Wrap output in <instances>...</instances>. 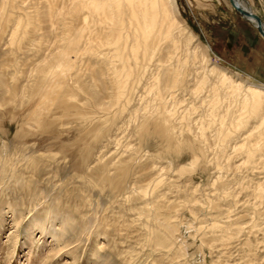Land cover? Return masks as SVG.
<instances>
[{
	"label": "rangeland",
	"instance_id": "rangeland-1",
	"mask_svg": "<svg viewBox=\"0 0 264 264\" xmlns=\"http://www.w3.org/2000/svg\"><path fill=\"white\" fill-rule=\"evenodd\" d=\"M239 1L264 26V0ZM175 5L182 34L174 31L181 44L170 62L187 64L182 82L162 96L174 111L166 139L152 115L154 64L119 106L109 104L114 91L103 70L101 114L80 91L100 67L83 51L63 81L62 93L80 98L76 109L66 114L55 101L44 106L31 97L37 72L64 44L61 26L47 18L46 0H0V264H264V198L255 196L264 144L243 165L245 155L232 148L245 135L223 147L216 127L198 137L209 89L192 91L210 69L264 87V39L228 0ZM24 15L32 25L12 45Z\"/></svg>",
	"mask_w": 264,
	"mask_h": 264
},
{
	"label": "bare ground",
	"instance_id": "bare-ground-1",
	"mask_svg": "<svg viewBox=\"0 0 264 264\" xmlns=\"http://www.w3.org/2000/svg\"><path fill=\"white\" fill-rule=\"evenodd\" d=\"M57 1L46 0L47 11L45 14L48 19L55 15V20L61 26L62 34L60 33V36L64 44L57 48V53L53 57L51 56L52 60L37 72L38 82L31 88V97H39L44 106L55 101L66 114L76 109L75 101L78 98L71 91V94L62 93L63 81L65 72L75 69L77 53L83 51L89 55V58H95L96 66L100 67L94 70L91 84L81 87L80 91L88 95L93 101L96 112L101 114L103 104L100 100L101 93L99 94L97 89L98 85L103 84V70H106L110 76L114 91L109 104L119 106L123 99L129 97L128 94L132 89L130 84L139 81L154 64L157 72L153 75L152 84L156 91V100L154 101L158 103L152 112L156 118L154 125L159 127L164 138L167 135L172 136L170 119L173 117L174 111L166 110L167 107L162 104V96L164 93L176 89V85L182 82L181 79L185 75L187 64L182 60H177L173 64L170 62L171 51L179 50L180 43V40L178 41L174 35V31L178 29V22L173 15L176 8L175 0H60L59 4ZM237 5L242 6L239 0H237ZM247 10L253 13L248 8ZM79 19L83 25L77 28L73 26V22ZM31 22L33 20L29 15L17 19L16 28L10 38L12 45L19 41L22 28L23 36L25 32L27 33L26 29L29 24L32 25ZM250 23L256 29V23ZM261 26L264 31V26L262 24ZM180 33L182 34V32ZM191 38V34H189L185 40L189 41ZM185 44L187 45V43ZM92 67L93 65L90 66V68ZM208 72L209 76H213L216 81L213 85L208 84ZM0 85H5L1 76ZM207 87L208 95L201 100L200 105L207 107L208 114L199 122L198 137L203 138L207 129L216 127L217 142L223 147L235 137L236 133L245 135L241 145L235 149L236 144L232 149L234 154L236 152L244 154L246 159L243 165H249L252 163L251 160L258 156L257 152L262 150L261 145L264 144V87L245 85L241 81L237 83L226 72L218 69H210L205 72L192 91L195 96H199ZM84 106L88 105L85 103ZM120 108L125 107L123 105ZM221 109H223L222 113ZM75 115L77 116V114ZM63 117L65 116L63 115ZM252 122L255 123L254 126H250ZM145 126L146 123L142 125V128L144 129ZM255 196L259 200L264 198V183L257 185ZM167 242V238L162 235L156 243L163 247Z\"/></svg>",
	"mask_w": 264,
	"mask_h": 264
},
{
	"label": "water",
	"instance_id": "water-1",
	"mask_svg": "<svg viewBox=\"0 0 264 264\" xmlns=\"http://www.w3.org/2000/svg\"><path fill=\"white\" fill-rule=\"evenodd\" d=\"M232 8L240 15L241 18L245 19L246 21L256 23V30L259 35L264 39V31L261 26L260 18L245 9L244 7L237 5V0H228Z\"/></svg>",
	"mask_w": 264,
	"mask_h": 264
}]
</instances>
